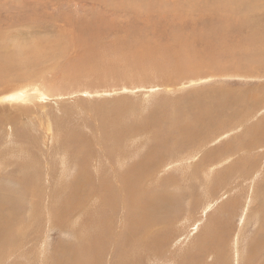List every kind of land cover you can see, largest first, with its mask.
Listing matches in <instances>:
<instances>
[{
	"label": "rangeland",
	"instance_id": "rangeland-1",
	"mask_svg": "<svg viewBox=\"0 0 264 264\" xmlns=\"http://www.w3.org/2000/svg\"><path fill=\"white\" fill-rule=\"evenodd\" d=\"M30 84L32 131L0 123V264H264V0H0V91Z\"/></svg>",
	"mask_w": 264,
	"mask_h": 264
},
{
	"label": "bare ground",
	"instance_id": "bare-ground-1",
	"mask_svg": "<svg viewBox=\"0 0 264 264\" xmlns=\"http://www.w3.org/2000/svg\"><path fill=\"white\" fill-rule=\"evenodd\" d=\"M17 47V45H15ZM48 46H39L38 45H35V46H29L27 48L21 46V44L18 45V48H16V50L19 52H17V58L19 60H21L22 62H24L25 64L27 65H30L33 61L34 58H38V59H43V57L46 58V61L48 62V65L50 68H52V64L50 63L51 62V59L53 56H51V48H47ZM12 59V58H11ZM6 63L10 66H14L15 63H14V59L13 60H5ZM26 61H28L26 63ZM83 61V60H82ZM73 68H75L78 72H83L84 70V66L82 65L81 62H78L77 66H74ZM49 68H47L48 70ZM34 73H35V70H33ZM52 72H54V69H52ZM57 72V70H56ZM38 74V73H37ZM40 75V74H39ZM54 75H56L54 73ZM64 75V74H63ZM62 75V77H63ZM38 76H36L37 78ZM52 78H54L52 76ZM59 78V77H57ZM39 80H40V77H39ZM169 86V84H168ZM28 88H22V86L20 87V89L22 88V91L23 89L24 92H25V96L23 95H20V93H18L15 88H9L7 90H2L0 91V123L2 124H5L4 128H7L6 130H11V131H14V135L15 133L17 134V128H27L29 129V131H32V128H30V120L33 118V115L32 113L33 112H36L35 108L37 109L38 107H40V105L42 104H39V103H43L44 100H46V96L48 95L47 94V91H43V90H39L40 88L36 85H28L27 86ZM34 87V89H30ZM102 89V88H101ZM50 91V90H49ZM48 91V92H49ZM95 91V90H94ZM93 92V91H92ZM43 93V94H42ZM110 93V92H109ZM108 93V94H109ZM52 94V93H51ZM114 94V93H113ZM56 99V98H55ZM40 101V102H39ZM34 107L31 109V107ZM43 107V106H42ZM39 111V110H38ZM38 111H37V115H38ZM36 114V113H35ZM44 114H45V122L48 121V123H44L43 124V132H45V136L47 137L48 135H50V131H52V126H51V121L49 119V117H52V115H48L46 111H44ZM36 115V117H37ZM4 117V118H2ZM28 118H31L30 120ZM39 119H40V116H39ZM27 121L29 123V125L27 126V122L24 123V121ZM41 122H43V119L41 118L40 119ZM13 124H16L17 126L14 127V130L12 129L11 125ZM26 126H25V125ZM39 126H41L40 124H38ZM101 126V125H100ZM158 127V126H157ZM124 128H128V127H124ZM109 130V129H108ZM28 131V132H29ZM42 131V130H41ZM71 132V135L74 133V134H77V132ZM9 133V132H8ZM12 133V134H13ZM121 133V132H120ZM119 133V134H120ZM184 134V130L182 132H180V137ZM11 135V133H10ZM118 134H116L117 136ZM6 136V135H5ZM9 136V135H8ZM7 136V137H8ZM12 136V135H11ZM22 136V134H21ZM44 136V137H45ZM123 136V135H122ZM24 137V135H23ZM72 137V136H71ZM32 138V137H31ZM29 137H27V139H31ZM107 138V137H106ZM110 138V137H109ZM116 138V137H115ZM7 139V138H6ZM18 139V138H17ZM61 139L62 140H65V136H61ZM67 139V138H66ZM77 139V138H76ZM79 139V138H78ZM22 140V139H21ZM44 140V139H43ZM70 140V138H69ZM83 140V139H82ZM116 140V139H115ZM75 141V140H74ZM60 142V141H59ZM64 143V141H62ZM71 142V141H70ZM28 143V142H27ZM75 143V142H73ZM86 143V142H85ZM118 143V141H117ZM4 144V143H3ZM70 145V144H69ZM74 145V144H73ZM72 145V146H73ZM186 144H182L180 147L184 146ZM189 145V144H187ZM69 147V146H68ZM64 148L67 149V147H65L64 145ZM85 148V147H84ZM154 148V147H153ZM152 148V149H153ZM74 149V148H73ZM78 149V148H77ZM76 149V150H77ZM86 149V148H85ZM109 149V148H108ZM75 150V151H76ZM72 151V150H71ZM78 151V150H77ZM87 151V150H86ZM84 153V151H82ZM157 152V151H156ZM74 153V152H73ZM79 153V152H77ZM120 153V152H119ZM204 153V152H203ZM66 154V153H65ZM80 154V153H79ZM67 155V154H66ZM157 155H161V153H155L153 151H150L148 153H146L145 156H143L144 158L138 163L136 164L132 169L134 170L133 172H137V171H142V170H145L147 167H150L151 165L155 164L158 162V158L159 156ZM48 156V155H47ZM74 156V155H73ZM80 156V155H79ZM162 156V155H161ZM87 158L90 159V153L86 152L85 155L83 156L82 158V162L81 164H85L84 161L88 160ZM162 158V157H161ZM31 159V158H30ZM78 159V158H77ZM86 159V160H85ZM160 159V158H159ZM55 160V159H53ZM50 161V160H48ZM157 161V162H156ZM211 161V160H210ZM204 162V161H203ZM88 162H86L87 164ZM99 163V162H98ZM80 165V164H78ZM83 166V165H82ZM155 166V165H154ZM153 166V167H154ZM86 167V166H85ZM79 168V167H78ZM83 168V167H82ZM130 168V167H129ZM52 169V168H51ZM84 169V170H83ZM81 170L78 169L79 173H83L85 171V168H83ZM148 169V168H147ZM115 170V169H114ZM85 174V173H84ZM77 175V174H76ZM80 175V174H79ZM13 191V190H12ZM60 212V211H59ZM218 234V233H217ZM220 234V233H219ZM216 251V250H215Z\"/></svg>",
	"mask_w": 264,
	"mask_h": 264
}]
</instances>
